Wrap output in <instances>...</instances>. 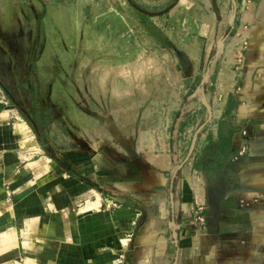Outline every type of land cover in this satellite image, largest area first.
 Here are the masks:
<instances>
[{
  "label": "crops",
  "instance_id": "1",
  "mask_svg": "<svg viewBox=\"0 0 264 264\" xmlns=\"http://www.w3.org/2000/svg\"><path fill=\"white\" fill-rule=\"evenodd\" d=\"M241 2L238 33L225 45L235 60L246 42L241 75L226 97L215 96L220 71L216 90L208 85L214 117L187 161L205 118L195 85L202 60L187 44L166 76L164 120L142 122L161 113L154 91L152 112L137 108L135 136L127 106L105 116L111 136L90 142L56 109L49 127L46 114L0 95V264H264V0ZM10 19L0 16V43L16 45L24 30ZM177 94L187 102L169 107ZM195 205L204 206V229L193 225Z\"/></svg>",
  "mask_w": 264,
  "mask_h": 264
},
{
  "label": "rangeland",
  "instance_id": "2",
  "mask_svg": "<svg viewBox=\"0 0 264 264\" xmlns=\"http://www.w3.org/2000/svg\"><path fill=\"white\" fill-rule=\"evenodd\" d=\"M131 1L153 12L176 4L166 13L148 15L136 9ZM131 1L0 0V16L8 13L10 25L17 24L24 30L13 37L23 44L13 45L4 40L0 43V76L16 101L29 114L30 107L34 112L46 114L49 127L55 123L56 109L66 126L90 142L111 136L106 117L115 120V110L127 106L126 122L135 125L128 129L129 135L135 136L137 122H141L137 108L144 104L146 111L154 91L159 94L155 101L161 113L144 114L142 122L152 127L164 120L162 111L168 107L171 87L166 76L174 74L172 60L182 53L185 44L188 49L193 48L190 51L194 57L202 58L195 85L200 84L210 64L211 76L216 72V77L208 85L211 92L215 91L218 72L226 64L227 52L232 50L224 48L215 60V41L232 28L231 0H218L219 16L211 0ZM237 1L242 5V0ZM236 23L237 20L229 37L238 33ZM163 35L174 46L161 42ZM120 74H124L122 81ZM0 95L10 97L9 105H14L13 98L1 85ZM180 96L171 98L169 107L179 109ZM186 104L188 109L193 102ZM90 109L107 113L94 116L89 114ZM206 114L205 108V118ZM64 131L69 138L67 128Z\"/></svg>",
  "mask_w": 264,
  "mask_h": 264
},
{
  "label": "water",
  "instance_id": "3",
  "mask_svg": "<svg viewBox=\"0 0 264 264\" xmlns=\"http://www.w3.org/2000/svg\"><path fill=\"white\" fill-rule=\"evenodd\" d=\"M131 1V0H130ZM212 1V6L215 10V13L219 16L220 15V10H219V6H218V0H211ZM132 2V1H131ZM232 2V13H231V19H230V22H231V25H232V28L234 27L235 25V22L237 20V16H238V1L237 0H231ZM133 6L140 10L141 12L145 13V14H148V15H160V14H163V13H166L168 12L170 9H172L176 3L172 4L170 7H168L167 9L165 10H162V11H159V12H153V11H148V10H145L143 9L141 6H139L138 4H136L135 2H132ZM232 28L229 30V32H227L226 34H224L221 38H219L218 40L215 41V60L217 61L218 58L221 56L222 54V51L224 50L225 48V45H226V42L228 40V37L231 35V32H232ZM211 68L210 66L207 68L205 74L203 75L202 79H201V82L196 90V93L197 95L199 96L202 104L205 106L206 108V111H207V114H206V118L204 119V121L200 124V126L197 128V130L195 131L194 133V136L192 138V141H191V145H190V148H189V152H188V155H187V158H186V161L190 158V156L193 154L195 148H196V145H197V142H198V139H199V136L201 134V132L205 129V127L213 120V117H214V110H213V106L208 98V84L210 82V76H211ZM30 116V115H29ZM33 124L37 127V123L36 121L34 120V118H32L30 116ZM184 163H181L178 167V169L182 168ZM178 233L177 231L174 232V236H175V240H177L178 238Z\"/></svg>",
  "mask_w": 264,
  "mask_h": 264
},
{
  "label": "built area",
  "instance_id": "4",
  "mask_svg": "<svg viewBox=\"0 0 264 264\" xmlns=\"http://www.w3.org/2000/svg\"><path fill=\"white\" fill-rule=\"evenodd\" d=\"M246 47V42L244 41L239 45V48L237 49V55L235 57V60H227L226 64H223V67L221 68L219 75L221 82L220 84H217L218 92L215 94L216 97L222 98L226 97L229 94L233 92L234 87L237 83V78L241 75L240 74V63H241V55L242 51ZM246 150L245 146H242V148L239 151V154L242 155ZM193 212V225L197 229H204L207 227V217L204 213V206L202 205H195L192 208Z\"/></svg>",
  "mask_w": 264,
  "mask_h": 264
},
{
  "label": "flooded vegetation",
  "instance_id": "5",
  "mask_svg": "<svg viewBox=\"0 0 264 264\" xmlns=\"http://www.w3.org/2000/svg\"><path fill=\"white\" fill-rule=\"evenodd\" d=\"M12 82H14L12 80ZM6 80H3L2 77L0 76V85L5 89L7 90V92L11 95V97L13 98L14 102L21 108V109H25L24 106L22 105V103L16 101V98L13 96V94L11 93V91H9L7 88H6Z\"/></svg>",
  "mask_w": 264,
  "mask_h": 264
},
{
  "label": "trees",
  "instance_id": "6",
  "mask_svg": "<svg viewBox=\"0 0 264 264\" xmlns=\"http://www.w3.org/2000/svg\"><path fill=\"white\" fill-rule=\"evenodd\" d=\"M162 37H163L162 39H163L164 41L161 40V42H163L164 44H167V45H169V46H170V45H171V46H174V43H173L172 41L168 40V39L166 38L165 35H163ZM182 53H183V52H182ZM183 55H184V54H183Z\"/></svg>",
  "mask_w": 264,
  "mask_h": 264
}]
</instances>
